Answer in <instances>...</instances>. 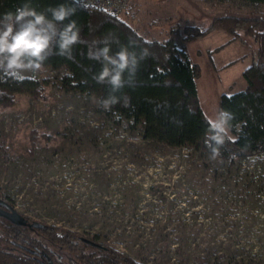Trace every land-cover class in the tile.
<instances>
[{
  "label": "rangeland",
  "instance_id": "rangeland-1",
  "mask_svg": "<svg viewBox=\"0 0 264 264\" xmlns=\"http://www.w3.org/2000/svg\"><path fill=\"white\" fill-rule=\"evenodd\" d=\"M263 12L231 2L130 0L119 17L163 40L171 28ZM172 35L200 66V101L214 118L222 94L246 87L255 43L222 29L192 41ZM62 75L50 67L25 74L44 82L43 95H18L0 108V196L34 222L142 264H264V152L231 164L193 146L158 144L95 96L66 91Z\"/></svg>",
  "mask_w": 264,
  "mask_h": 264
},
{
  "label": "trees",
  "instance_id": "trees-1",
  "mask_svg": "<svg viewBox=\"0 0 264 264\" xmlns=\"http://www.w3.org/2000/svg\"><path fill=\"white\" fill-rule=\"evenodd\" d=\"M206 1L231 2L255 12L264 11V0ZM24 3L38 11L60 4L74 9V14L59 27L75 21L80 29L79 43L74 45L70 58L50 50L44 64V67L63 71L61 80L66 91L85 93L99 100L115 95L118 103L111 110L130 119L141 129L143 138L168 147L193 146L204 154L211 152L205 144L208 116L202 107L196 82L201 68L185 49L178 48L172 34L177 33L183 41H192L222 29L242 41L252 38L256 45L253 62L242 74L246 87L224 93L219 99V110L226 109L234 114L232 135L235 139L225 142L218 157L233 164L237 159L264 152V12L251 16H218L205 29L197 26L171 28L165 39L151 40L143 37L125 19L76 0H0V15L14 12ZM104 45L110 46L112 54L122 46L127 47L139 60L134 75L129 78L125 73V83L116 92L107 83L94 79L102 64L90 59L88 53ZM145 51L147 55L140 58ZM45 88L40 79H19L0 73V108L13 106L18 95L41 97ZM236 125L241 131H236ZM0 264L142 263L114 247L92 243L70 229L44 224L16 225L0 217Z\"/></svg>",
  "mask_w": 264,
  "mask_h": 264
},
{
  "label": "clouds",
  "instance_id": "clouds-1",
  "mask_svg": "<svg viewBox=\"0 0 264 264\" xmlns=\"http://www.w3.org/2000/svg\"><path fill=\"white\" fill-rule=\"evenodd\" d=\"M50 14V15H49ZM74 14V9L64 4L38 11L29 3L0 15V73L23 79L27 73H38L43 70L50 50L60 56L71 57L74 45L80 41V29L75 21H69L62 28L59 25ZM55 46V47H53ZM90 59L101 62L102 67L94 79L107 83L113 92L118 91L125 83V73L129 78L138 67V57L122 46L112 54L109 45L97 47L88 53ZM141 54L140 58L146 56ZM118 103V98L111 95L100 100L99 105L107 111ZM234 114L220 109L214 118H208L209 125L205 133V144L210 149L211 158L220 155V148L232 135ZM236 131H241L236 125Z\"/></svg>",
  "mask_w": 264,
  "mask_h": 264
},
{
  "label": "built area",
  "instance_id": "built-area-1",
  "mask_svg": "<svg viewBox=\"0 0 264 264\" xmlns=\"http://www.w3.org/2000/svg\"><path fill=\"white\" fill-rule=\"evenodd\" d=\"M113 16H120L127 8L130 0H76Z\"/></svg>",
  "mask_w": 264,
  "mask_h": 264
},
{
  "label": "water",
  "instance_id": "water-1",
  "mask_svg": "<svg viewBox=\"0 0 264 264\" xmlns=\"http://www.w3.org/2000/svg\"><path fill=\"white\" fill-rule=\"evenodd\" d=\"M5 204L7 205L8 210L0 207V215L4 216L5 218H7L9 221H11L12 223H14L16 225L27 224L26 218L21 213H19L12 205H9L7 203H5ZM34 225L39 226L41 224L38 222H35ZM89 241L94 243V241H91V240H89Z\"/></svg>",
  "mask_w": 264,
  "mask_h": 264
},
{
  "label": "flooded vegetation",
  "instance_id": "flooded-vegetation-1",
  "mask_svg": "<svg viewBox=\"0 0 264 264\" xmlns=\"http://www.w3.org/2000/svg\"><path fill=\"white\" fill-rule=\"evenodd\" d=\"M3 201H4L5 203L11 205L10 201H9L8 199L3 198V197L0 196V207L3 208V209L8 210L7 205H6ZM0 217H2V218H4L5 220L9 221L7 218H5V217L2 216V215H0ZM9 222L12 223L11 221H9ZM12 224H14V223H12ZM25 225H27V226H32V225H33V226H34V224H33L32 222H29V221H27V224H25ZM91 241H92V240H91ZM94 243H95V242H94ZM16 249H17V250H21L19 247H16Z\"/></svg>",
  "mask_w": 264,
  "mask_h": 264
},
{
  "label": "crops",
  "instance_id": "crops-1",
  "mask_svg": "<svg viewBox=\"0 0 264 264\" xmlns=\"http://www.w3.org/2000/svg\"><path fill=\"white\" fill-rule=\"evenodd\" d=\"M167 31H168V30H165V35H164L165 37H164V38L167 37ZM252 60H253V56H252ZM252 62H253V61H252ZM252 62H251V64H252ZM249 66H250V65H249ZM246 68H247V67H246ZM246 68H245V69H246ZM245 69H244V70H245Z\"/></svg>",
  "mask_w": 264,
  "mask_h": 264
}]
</instances>
